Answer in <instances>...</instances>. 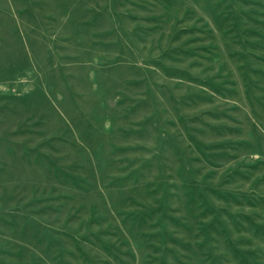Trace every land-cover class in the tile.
Returning a JSON list of instances; mask_svg holds the SVG:
<instances>
[{
	"label": "rangeland",
	"instance_id": "374dc122",
	"mask_svg": "<svg viewBox=\"0 0 264 264\" xmlns=\"http://www.w3.org/2000/svg\"><path fill=\"white\" fill-rule=\"evenodd\" d=\"M0 264H264V0H0Z\"/></svg>",
	"mask_w": 264,
	"mask_h": 264
}]
</instances>
